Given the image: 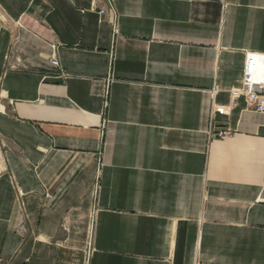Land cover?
<instances>
[{"label": "crops", "instance_id": "obj_1", "mask_svg": "<svg viewBox=\"0 0 264 264\" xmlns=\"http://www.w3.org/2000/svg\"><path fill=\"white\" fill-rule=\"evenodd\" d=\"M107 7L0 0V264H264V0Z\"/></svg>", "mask_w": 264, "mask_h": 264}, {"label": "built area", "instance_id": "obj_2", "mask_svg": "<svg viewBox=\"0 0 264 264\" xmlns=\"http://www.w3.org/2000/svg\"><path fill=\"white\" fill-rule=\"evenodd\" d=\"M107 4V10L102 8L100 14L104 15L106 13H113L112 0H103ZM53 67H58L57 60H51ZM243 98L246 106L256 112L264 113V54L248 52L245 55L244 72L241 84L232 90H230V100L226 105H213L211 110V118L209 129L207 132L208 139H224L230 135V129L224 128L221 130H216L215 126V114L219 115H229L230 110L235 105L237 99ZM103 163L99 160L97 169L100 172ZM98 185L95 187L97 191ZM93 218L90 222L89 235H88V252L90 251V239L93 228ZM66 229V226L63 225Z\"/></svg>", "mask_w": 264, "mask_h": 264}]
</instances>
